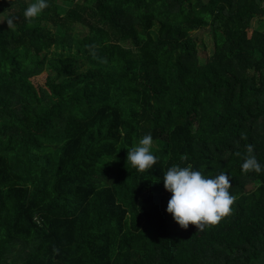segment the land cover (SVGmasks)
Instances as JSON below:
<instances>
[{"label":"trees","instance_id":"1","mask_svg":"<svg viewBox=\"0 0 264 264\" xmlns=\"http://www.w3.org/2000/svg\"><path fill=\"white\" fill-rule=\"evenodd\" d=\"M34 2L0 0V264H264V0ZM188 164L237 197L203 232L166 212Z\"/></svg>","mask_w":264,"mask_h":264},{"label":"clouds","instance_id":"2","mask_svg":"<svg viewBox=\"0 0 264 264\" xmlns=\"http://www.w3.org/2000/svg\"><path fill=\"white\" fill-rule=\"evenodd\" d=\"M49 7L47 0H35L29 4L23 15L26 21L31 22L41 12ZM8 28L15 26V17L8 16L3 21ZM241 139H247L241 134ZM153 138L151 134L143 136L137 146L130 148L126 160L138 171L151 169L158 161L152 152ZM247 156L241 165L242 172H261L262 168L254 153V146L246 145ZM240 155L239 152L236 153ZM180 160L187 161V155H181ZM163 186L166 192L171 193L166 212L181 228L187 229L193 225L197 231L203 232L206 226L217 225L224 217L232 213V205L237 197L230 194L232 187L229 176L221 171L218 175H204L203 171L193 170L188 164L181 167L172 165L163 175ZM58 248H53L58 253Z\"/></svg>","mask_w":264,"mask_h":264},{"label":"rangeland","instance_id":"3","mask_svg":"<svg viewBox=\"0 0 264 264\" xmlns=\"http://www.w3.org/2000/svg\"><path fill=\"white\" fill-rule=\"evenodd\" d=\"M6 17H7V15H4V17H1L0 18V26H1V28H8L7 27V24L6 23H3V21L6 19ZM254 27L256 26V23H253L252 24ZM195 36H198V38H199V40L200 41H204V38L206 39V35L205 34H203L202 32H197V33H195L194 34ZM200 47V46H199ZM201 47L202 48H204V46L201 44ZM200 47V48H201ZM207 50V53L208 54H211L212 53V45H210L209 46V48L208 49H206ZM201 58V57H200ZM201 60H202V58H201ZM138 144H136V146H137Z\"/></svg>","mask_w":264,"mask_h":264}]
</instances>
